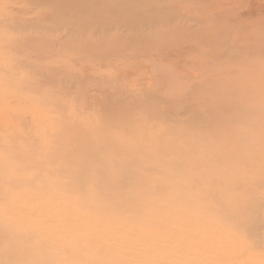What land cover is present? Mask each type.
Returning a JSON list of instances; mask_svg holds the SVG:
<instances>
[{
  "label": "rangeland",
  "instance_id": "rangeland-1",
  "mask_svg": "<svg viewBox=\"0 0 264 264\" xmlns=\"http://www.w3.org/2000/svg\"><path fill=\"white\" fill-rule=\"evenodd\" d=\"M205 1L0 0V167L8 164L0 175V228H26L23 216L29 211L33 226L45 235L43 253L29 256L22 249L29 246L27 236L7 245L8 238L1 234L0 264H111L126 257L153 264L147 261L152 258L148 251L136 250L139 244L165 253L167 264H201V257L179 238H191L189 224L210 221L225 225L235 236L237 263L264 264V0ZM257 35L263 40L257 41ZM229 37L238 44L232 45ZM232 108L247 123L234 122L226 111ZM208 111L223 120L202 133L222 135L207 142L208 154H184L190 162L181 166L176 150L160 153L147 147L160 158L174 160L171 167L148 166L142 175L129 173L131 191L112 180L97 182L103 189L97 193L107 196L91 210L87 191L62 187L70 176H55L43 165L24 170L22 159L10 157L21 152L34 156L32 145L48 148L50 129L73 132L75 124L91 129L118 118L147 120L139 130L155 135ZM255 117L260 119L251 120ZM105 140L109 145L110 137ZM251 143L253 148L239 149ZM121 147L115 145L114 154ZM201 147L192 145L195 150ZM213 147L219 150L213 153ZM224 149L229 152L221 153ZM77 162L58 160L56 165ZM133 164L127 158L119 163L127 168ZM144 176L152 177L149 185H136ZM13 177L33 178L27 184L41 201L25 202L29 190L26 185L9 186L6 180ZM126 192L132 196L128 201ZM52 210L60 213L58 218ZM82 211L88 221L114 230L83 233L88 225L80 217ZM238 219L250 226L237 225ZM74 231L78 244H122L113 245L103 257L72 254L69 249L76 244L68 246L67 235ZM4 247L23 251L8 258ZM226 249L218 254L210 250L203 258L221 256L227 261Z\"/></svg>",
  "mask_w": 264,
  "mask_h": 264
},
{
  "label": "bare ground",
  "instance_id": "bare-ground-1",
  "mask_svg": "<svg viewBox=\"0 0 264 264\" xmlns=\"http://www.w3.org/2000/svg\"><path fill=\"white\" fill-rule=\"evenodd\" d=\"M206 1H208V0H206ZM206 1H205V3H206ZM207 3H209V2H207ZM214 6L218 7L217 5H214ZM219 6H221V5H219ZM219 8L220 7L216 8V9H219ZM221 8H222V6H221ZM214 10H215V7H214ZM220 10L221 9H219L218 11H220ZM225 11L228 13H231V11H227V10H225ZM191 13H192V11H191ZM97 25H98V23H97ZM100 30H101V28H100ZM253 35H254V33H253ZM253 35L249 36V37H251V39H252ZM259 36L261 37L260 34H259ZM260 37H258V35H257V37H256L257 41H259L260 39L263 40V38H260ZM238 38H240V37H238ZM258 38H260V39L258 40ZM229 39H230V37L227 40H229ZM234 40H236V39L231 38L230 39L231 42L230 41L229 42L232 44V42H235ZM252 40H250V41H252ZM225 41H226V39H225ZM242 41L243 42L245 41V43L247 42L246 39H243ZM257 41L254 40L253 42H257ZM236 42L238 44V41H236ZM236 42H235V45H236ZM263 42L264 41H262L261 43H263ZM225 43L227 44V41ZM248 44H250V43H248ZM232 45H234V43ZM262 47H263V45H262ZM185 109H186V107H185ZM179 111L177 112V114L179 113ZM226 111H229V113H231V114H229V117L232 118L234 120V122H235V120H239V121H241V123H247V120L245 118H243V116L242 117H240L239 115L237 116L236 108L227 109ZM175 113H176V111H175ZM212 114L214 115L213 111L212 112L208 111L203 115L202 114H199V115L194 114L188 118V120L191 124L190 123L187 124L184 122V124H186V126H184V124H183V125H180L179 127H177L176 129L172 128L171 130L162 131L163 132L162 134L157 133L155 135L150 134L149 131L142 132V130H139L143 127H146L147 120H144L141 122L131 121L129 119L120 121L118 118H111V119L109 118L108 121H106L104 124H101V125H98V123L96 122L97 124L92 125L91 129H90V127L85 126V125L75 124L72 126L73 132H71V131L68 132L66 129H65L66 131L62 130V131H57V132L54 131L53 132L52 129H50L48 131H49V134L51 135L52 139L47 144V146H49L48 148L43 149V146H42V148L39 149V147H35V146L33 147V145H32L30 149L32 150V155H34V156H30L29 154H27L29 152H26V153L21 152V153H16L14 155H11L10 157L11 158L16 157V158L22 159L25 163L21 168L24 170H27L29 168H33V167H36L39 165L40 166L43 165L45 167H48L49 171H51L52 174L54 173L55 176H59V175L70 176L71 180H69L68 182L67 181L63 182L61 184L62 187H64V188L70 187V189L75 187L76 189H82L83 191H87V193H89V195H90V198H88L90 200L87 202H89V203L93 202V203H91V205L88 204L86 206L89 207V209L91 210L95 207L94 205L102 199L101 197L107 196L105 194L97 193L99 190H103V189L98 187L97 182L99 184V182L101 180H105L106 183L109 184L108 182H110L112 180L119 185L118 187L128 189L127 191H129V190L131 191L132 190L131 182H128V180H127V179H129V175H128L129 173L135 172V173H139L140 175H142L141 173H142L143 168L145 169L148 166L153 168V170H162L163 168L171 167L174 160H170V159L167 160L165 158H160V157H158V154L155 155L152 152H149L147 150V147H155L156 149H159L160 153L161 152L166 153L172 149L176 150V152L178 153V157L179 158L181 157L180 158L181 166H187V164H189V162H190V161H188L189 159L186 160V158H184V159L182 158V157H184L183 156L184 154H190L193 156H197V154L199 156L200 155L202 156L203 154H206V153L208 154L210 149L207 148V142H210L212 140H219L222 137V135H220V134H218V135L202 134V133L206 132V129H208L209 127L214 126V125H219L223 121V120H221L220 116H219L220 118L217 117L216 115L211 116ZM184 115L186 116V114H183V116ZM231 115H232V117H231ZM178 116H179V114H178ZM254 119H260V117L251 118V120H254ZM192 122H194V124ZM190 125L192 127H189ZM117 129H119L122 132H120L118 134L115 133V130L117 131ZM224 135H229V133L228 134L226 133ZM109 137H110L109 145L106 146L105 144H103V142H105L106 141L105 139L106 138L108 139ZM77 139H78V141H77ZM41 140H43L42 142H44L46 139L44 137H42ZM30 141L31 140L28 139L29 144H31ZM36 142H37V140H36ZM36 142L34 145H36ZM196 142L202 143L203 147H201L197 150H195V148H192V145H194ZM182 143H185V146H182L181 145ZM115 145H121L122 146L121 152L114 154V146ZM245 146H247V145L242 144L241 146H239V149L240 150L243 148L244 149H247V148L250 149V148H253L254 145L252 144L251 146L249 145L248 147H245ZM131 148H136V151L135 152L131 151L130 150ZM212 149H213V151H212L213 153H215L219 150V148H217V147H213ZM260 150L264 152V139H263L262 143L260 142ZM224 151L226 154L228 150H226V149L221 150V153H223ZM34 152H36V153H34ZM126 158L132 160V162L135 165L133 164V167H130V168L120 166L119 163L123 159H126ZM58 160H64V161H72V160L76 161L77 160L78 162H77V164H74V165L63 166L62 164L56 165ZM93 161H95L97 164L92 166V164H89V163H92ZM7 166H8V164L7 165L5 164L4 166L2 165L0 167V175H3L2 173H5V171H3V170H4V168H7ZM195 166H197V165H195ZM13 170L14 169L12 168L9 170V172H12ZM186 171L187 172L190 171L189 167L187 168ZM9 172H8V175H9ZM108 173H111V176H109ZM151 179H152L151 176L141 177V178L137 179L136 185H138V186L149 185V183L151 182ZM31 180H33V178H31L29 180L28 178L22 179L20 177H13V178L7 179L6 181L8 182L9 186H13V187H16L19 185H21V186L26 185V188L29 191L25 192L24 194L28 193V194H30L31 197L27 196L24 201L25 202L29 201L28 203H32L34 205L35 201H37L38 203H39V201H41V199H42L41 195H43V194H40L41 197H39V198L34 196L33 191L35 188L31 187L32 184H27L28 182H31ZM92 194H93V196H92ZM130 198H132V196L128 195L126 192V195L124 197V201H128ZM82 204H85V202ZM25 206H26L25 208L31 210L30 204H27ZM53 207L55 209V207H57V206L54 205ZM37 208L33 209L32 211L36 212V210H38ZM33 212H31V213H33ZM83 212L84 211L79 212L80 217L81 218L84 217L86 219V221L84 223L86 225H88L87 226L88 228L83 229L84 230L83 233H89V232L90 233H95V232L98 233V232H100L103 234V233H105L107 227L111 231L114 230V228H109V226H107L106 223H103V224L100 223L99 224V221H95V220L88 221V220H90V217H88L87 213H83ZM52 213H54L55 218H58L60 215V213H58L57 211L54 212V210H52ZM24 214H23L24 215L23 217H24L25 222H26V226H27L26 228L21 229L20 227H16V226L11 227V228L7 227V229L6 228H4V229L0 228V235L2 234L4 236H6V238H8L9 242L7 243V245L14 242V241H17V240L23 241L24 240L23 238H25L27 236L28 237L27 242H28L29 246H26V247L24 246V248H22L25 250V253L29 254V256H31V255L33 256L34 253L38 254L39 251H42V253H43V249L45 248V243H43L42 241H44L45 235L42 234L41 232H39L37 228H35L36 225L33 226L34 222L31 221L33 216H30L29 211L24 212ZM60 221H62V220H60ZM235 222L236 223L238 222L237 225H240V224L242 225L243 223H245V225L250 226V224H248L247 222H242L240 219L236 220ZM36 224H38V223H36ZM189 226L192 228V231L189 232L191 235V238L190 239L179 238V239L181 240L182 245H185V247L190 246L192 251L201 257V264H240V263H237L235 258H234V253H235L234 242H235L236 238H235V236H233L231 234L230 230H228V228L225 225L217 223V222H214V224H213L210 221L209 224L208 223H202V222H200V223H194L193 222V223L189 224ZM40 228H42V226ZM44 228H45V226H44ZM77 234H78V232L74 231L73 233L69 232L67 235V239H68L67 242H70V243H68V246L76 244L75 247H72L69 249V252H72V254H74V252H76V251H78V253H80V251H84V254L86 255L87 258L91 254L94 255V258L96 256L97 257H99V256L103 257L104 255H109L113 251L112 250L113 245H114V247L116 246V248H117L119 246V244H122V243L118 242V244H117L118 246H117V245H115L116 241H114L113 242L114 244L112 243L111 246L109 244L108 245H106V244H88L89 242H85V241H84L85 243L78 244V243H76V238H74L77 236ZM79 235H81V234H79ZM82 236H81V238H83ZM36 237L40 238L39 242L41 240L42 241L40 243L38 242L35 244L33 241H34V239H36ZM13 238H15V239H13ZM83 239H85V237ZM29 241H30V243H29ZM143 245H145V244H143ZM143 245L139 244L136 247V250L137 249H138V251L139 250H146L149 252V254H150L149 256L152 255V258H148V260L147 259H145V260L149 261L150 263L153 262V264H167V263H165V261H163L165 258H168L165 253L158 251V249H156V251H153V250H155V248L153 249V248H149L146 246L143 247ZM62 246H64L63 248H65L66 244H63ZM18 247L20 248L21 246H18ZM18 247H15L14 249L13 248L10 249L11 247L10 248L4 247V250H6V251L5 252L2 251V252L7 253L6 257H8V258H11L13 256L15 257L17 255V253L19 254V252L23 251L22 249H19ZM133 247L135 248V246H133ZM219 249H223V250L226 249L229 252L228 254H225L226 256L230 255V257L227 261H225L223 259V257H221V256L220 257H214L213 256L212 258H208V257L203 258V255L210 250L213 254H218L217 250H219ZM136 250H134V251L136 252ZM6 257H5V259H6ZM158 257H160V260ZM35 258H37V257H35ZM77 258L79 260H81V257H77ZM89 258H91V257H89ZM95 260H97V259H95ZM77 262H79V261L77 260ZM140 263H135L132 259L126 257L124 260L119 259L118 261H115L114 263H111V264H140ZM4 264H5V262H4ZM19 264H24V261H22V263L20 261Z\"/></svg>",
  "mask_w": 264,
  "mask_h": 264
}]
</instances>
